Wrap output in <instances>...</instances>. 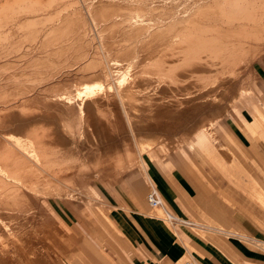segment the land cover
<instances>
[{
	"label": "bare ground",
	"instance_id": "obj_1",
	"mask_svg": "<svg viewBox=\"0 0 264 264\" xmlns=\"http://www.w3.org/2000/svg\"><path fill=\"white\" fill-rule=\"evenodd\" d=\"M136 1L0 0V264L46 263L38 244L66 237L49 196L124 175L139 142L174 148L198 112L183 134L209 126L230 155L214 123L263 78L264 0Z\"/></svg>",
	"mask_w": 264,
	"mask_h": 264
},
{
	"label": "crops",
	"instance_id": "obj_2",
	"mask_svg": "<svg viewBox=\"0 0 264 264\" xmlns=\"http://www.w3.org/2000/svg\"><path fill=\"white\" fill-rule=\"evenodd\" d=\"M261 86L263 90L264 81ZM231 132L234 145L240 148L244 142L252 153L251 180L232 185L223 177L207 178L191 162L190 145L170 156L171 166L149 157L117 178V192L108 201L83 209L69 237L61 210L71 243L51 264H173L187 257L199 264H264V125L249 123L243 131ZM206 136H199L202 146L196 153L229 162L232 149L224 144L230 153L225 155L218 141ZM96 180L92 195L98 190ZM151 187L159 190L163 208L149 205ZM49 211L54 217L52 206ZM46 251L47 246L42 253Z\"/></svg>",
	"mask_w": 264,
	"mask_h": 264
},
{
	"label": "rangeland",
	"instance_id": "obj_3",
	"mask_svg": "<svg viewBox=\"0 0 264 264\" xmlns=\"http://www.w3.org/2000/svg\"><path fill=\"white\" fill-rule=\"evenodd\" d=\"M79 1H80V3L78 4V6L83 5L82 8H84L85 12H87L88 8H87L86 2H84V0H79ZM149 1L155 2L156 4H159L161 6L163 5V7L158 8V10L159 9L161 10L164 8L165 10L164 9H163V11L161 10L162 13H164V12L168 11V9L170 11L172 9L171 6H173L172 10H174L176 7L179 9L180 8L183 9L187 6V3L189 5V3L191 4L192 2H194L196 0H183L182 3H181V0H179L180 7H179L178 0H175L176 2L173 0H157V1L156 0L155 1L149 0ZM136 2H141V0H138ZM174 4H176V6ZM145 5L147 7V4H145ZM181 6H183V7H181ZM160 10L159 11L156 10L157 13L155 12V14L160 16L159 15L161 13ZM158 12H160V13H158ZM155 14L153 17L156 19L157 15H155ZM91 28L97 37V40H95L96 45L102 47L100 37H99V31L97 28H95L93 22H92ZM1 30L4 31L5 28L1 29ZM6 30H7V28H6ZM2 33L5 34L4 32H2ZM19 35H22V34H19ZM30 43H32V44H30ZM30 43H28V42L23 43L22 45L24 47L21 48V52L15 53V54H22L23 55L24 53L27 52V50H29V48L35 49L37 51V49L35 47L37 45H39V42L37 41L35 43H33V42H30ZM15 58H20V59H18L20 61H27L28 60L26 57H24V58L19 57V56L13 57V59H15ZM108 67H109V65H108ZM256 67L260 69L263 78L261 79V81L257 85V92L255 93V95L250 96L249 99L244 98L242 100L241 99L238 100L236 102V104L228 110L227 114L223 118H221L220 120H218L214 123V127L216 128V130H218V133H217L218 136H220V138L222 140H224L225 145L228 146L229 148H231L233 151V155L230 156L229 162L224 161L225 162L224 164H220L219 161L214 159V158H212L210 160L207 157L198 155L196 153L197 148L202 146V144H200L198 141L199 136L201 134H204V133L208 136L213 135L211 133L209 126H205V127L196 129L195 132L193 131L191 133L192 135L191 134L190 135L189 134H187V135L183 134L187 129L189 131L193 130L194 122L198 121V119L203 118V113L198 112L192 116L193 119L190 120L191 123L190 122L184 123L185 126H181L182 127L181 130L179 129V130H177V132H175V134H174L175 135V139H174L175 147L174 148L170 147L167 143L152 144V143H149L147 141V142H145L146 144L142 145V143L139 142V144H138V142H137V144H138L137 147L139 149L138 152L140 153L137 163L140 165V162H143L144 160H147L150 157V158H152L154 160H158V161L167 160L166 163L169 166H171L173 164V162H172V157H170V156L175 152L181 151L182 148H184V147L186 148V146L190 145L195 150V151L194 150L191 151V153L193 155V157H192L193 161L191 160V162L195 165V167H197V169H199L202 173H204L203 175H205L207 178H208V176L213 177L214 179L223 177L224 179H227V181H230V184H232V185H237L238 183L243 184L244 181L251 180V178H249V175H250L249 172L252 170V155H251L252 153L248 152V149L246 148V145L244 144V142L241 143L240 148L234 145V141L232 140V137H231L232 136L231 131H235L236 133L239 131H243L245 126L249 125V123H254V122H257V126H260V125L263 126L264 125V92H263L264 89L262 90V86H261L262 82L264 81V55L256 63ZM247 73L248 72H246V74ZM214 106L215 105H213L212 108H215ZM239 106H241V107H239ZM235 107H236V109H235ZM199 114H201V115H199ZM243 118H245V119H243ZM235 122H237V123H235ZM236 125H238V126H236ZM248 134L250 136H254V135L257 136L256 133H252V132L248 133ZM215 140L213 139V142ZM218 143L220 144V142H218ZM214 144L216 145V142H214ZM156 150H158V151H156ZM217 151L220 152V149H217ZM159 152H161V156H166V157H164V159H161V160L158 158L156 159V156L157 157L160 156ZM167 155H169V156H167ZM137 163L136 164L132 163L130 169L135 167V165L137 166L138 165ZM79 178H80V181L82 183V187L77 186L78 188L72 189L73 187L68 186V184H63L61 186L62 197H59L57 195H52V196H49L48 199H46V201H51L52 204L55 205V207H53L54 210L56 211V213L54 211L55 216H56V214H58L59 211L61 213V210L63 209V213L65 215L66 221L68 222L67 225H69L68 226L69 231H67L68 237L71 235V233H73L72 228H71V224H73L75 219H77L81 216L83 209L91 208V207L95 206L96 204L104 203L105 201H108L109 194L117 192L116 186L118 185V182H119V181L115 182L118 177H116L115 179H112L110 177H107V176L101 175V174H97L95 176V179L90 183L84 181L85 178L83 179V176L79 177ZM96 178H97V180H96ZM95 180H96V183L98 185V190H97V193H93V195H92V191H93L92 190V184L94 183ZM61 200H63V204L61 203ZM18 225H16L17 228L19 227ZM63 228H64V225H63ZM64 230H65V228H64ZM9 231L11 232L12 230L9 229L8 232ZM64 238L67 239V237L63 236V238L60 240L61 244L59 246L56 245L58 243L53 242L52 246L55 248H51L52 246L50 248H47V250H49V251L44 252V254L41 252L42 250H44L46 248L44 246V243L40 242L39 243L40 245L38 244V247H39L38 249L41 250L40 252H41V254H43L42 257L43 258L45 257L47 264H51L53 261H55L59 257H61V255H64L61 252V250L66 249V242L71 243L70 239L68 241H66V239H64ZM56 249H57V251H56ZM66 252L67 251H65V253ZM9 254L14 255L13 250L7 251V255H9ZM15 257H18V258H16L17 260L15 259ZM19 257H20L19 255H16L13 257V259L16 260V261H13V262H15L14 264H22L21 261L23 263H25L24 259H22L21 257L19 258ZM187 258H189V257H187ZM184 259H186V258H184ZM25 264H27V263H25Z\"/></svg>",
	"mask_w": 264,
	"mask_h": 264
},
{
	"label": "built area",
	"instance_id": "obj_4",
	"mask_svg": "<svg viewBox=\"0 0 264 264\" xmlns=\"http://www.w3.org/2000/svg\"><path fill=\"white\" fill-rule=\"evenodd\" d=\"M147 201L149 205L153 208H163L164 206V201L163 198L159 192V190L155 187H151L148 194H147ZM166 216L168 218H174L173 215L166 211ZM173 264H198V262L195 259L192 258H186L182 259L180 261H177Z\"/></svg>",
	"mask_w": 264,
	"mask_h": 264
}]
</instances>
